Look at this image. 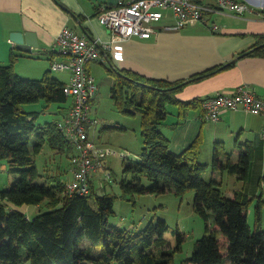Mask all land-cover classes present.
<instances>
[{
  "label": "trees",
  "instance_id": "trees-1",
  "mask_svg": "<svg viewBox=\"0 0 264 264\" xmlns=\"http://www.w3.org/2000/svg\"><path fill=\"white\" fill-rule=\"evenodd\" d=\"M255 37V44L231 61L177 80L150 77L131 69H110L116 75L111 87L115 108L126 116L140 115L144 143L140 158L124 168L127 177L120 181L121 197L131 200L139 194L167 191L183 196L195 191L194 210L206 220V229L185 264H264V230H253L248 219L256 197L244 187L230 195L224 189L223 177H204L210 163L200 159L204 144L201 135L184 151L174 153L163 130L164 125L175 129L186 121L189 110L203 107L202 97L183 100L177 96L188 84L225 71L241 58L264 57V33ZM11 52L10 63L0 64V164L7 159L19 176L10 187L0 189V264H171L175 253L183 250L185 231L177 230L176 246L170 248L165 238L170 225L165 219L149 222L139 231L111 224L117 195L99 194L93 178L90 192L84 195L69 193L68 182L60 174H47L46 180H38L43 174L37 156L46 143L53 151L69 155L75 146L58 126L59 119L38 124L39 112L26 110L24 104L43 100L46 111L56 103L57 112L67 114L72 101L68 107L61 105L70 97L63 88L66 82L52 75V67L42 78L22 77L16 62L30 50ZM49 53L52 62L56 53ZM170 114L176 115L177 121L168 124ZM105 128L129 130L121 124ZM240 148L239 158L234 159L225 146L215 147L214 175L220 170L223 175H237L239 182L250 179L254 146L245 142ZM10 203L15 206L10 208ZM29 203L49 209L29 218L20 208ZM263 203L260 194L256 205L259 228ZM213 217L214 225L210 224Z\"/></svg>",
  "mask_w": 264,
  "mask_h": 264
},
{
  "label": "crops",
  "instance_id": "crops-1",
  "mask_svg": "<svg viewBox=\"0 0 264 264\" xmlns=\"http://www.w3.org/2000/svg\"><path fill=\"white\" fill-rule=\"evenodd\" d=\"M59 1L61 3L55 0H0V64H9L11 51L19 48L11 39L13 31H33L38 36L39 47L24 48L30 52L21 56L15 66L19 75L34 77L41 72L45 74L48 70L49 64L39 59L41 57L43 59L46 55L47 60H50L49 52L53 51L57 37L64 27H73L90 40L98 39L100 42H107L111 39V30L102 24L98 15L103 7L114 6L120 0ZM202 1L214 8L208 14L207 21L191 20L179 29L175 27V18L172 17L171 11L167 10L165 18L157 25L156 34L149 38H130L121 43L124 48L123 54L104 50L101 59L103 62L111 63L112 69L117 71L131 69L150 77L177 80L231 61L241 50L255 44V34L264 33V0H240L253 7L252 12L244 15L216 9L214 0ZM214 23L219 27L217 30L213 27ZM55 53V58L61 55L59 52ZM97 61L88 65L90 72L97 66ZM240 85H246L257 94L264 96L263 56L241 58L235 66L225 71L188 84L177 96L183 100L205 98L218 92L233 91ZM97 96L98 91L91 100V105L94 104ZM191 110L188 112L186 121L175 129L170 126L164 131L171 139L172 152L181 153L201 135L204 144L214 148L223 145L226 149L229 140L234 141L236 146L250 142L254 146L253 161L256 156L264 157V139L261 134L264 123L262 114L252 113L242 107L225 109L219 121H212L205 120L203 107L200 111L192 112ZM108 122H112L110 125L121 124L128 127L119 117H111ZM238 154L240 149H235L232 157L237 159L235 156ZM139 155L140 153L137 159L140 158ZM205 162L209 163V161ZM256 174L258 176V172ZM252 179L251 173L250 179L239 188L244 187L251 196L257 197L258 182L254 181L255 176L254 180ZM233 193L231 191L229 194Z\"/></svg>",
  "mask_w": 264,
  "mask_h": 264
},
{
  "label": "rangeland",
  "instance_id": "rangeland-1",
  "mask_svg": "<svg viewBox=\"0 0 264 264\" xmlns=\"http://www.w3.org/2000/svg\"><path fill=\"white\" fill-rule=\"evenodd\" d=\"M212 23V21L210 20ZM46 55L39 61H45L51 68V61L47 60ZM62 57L58 55V58ZM97 66L92 68V75L95 77L98 83V96L93 105H91V117L97 118L98 123L91 129V139L96 143L114 148L118 151L127 152V158H122L119 155H109L106 158L104 165L95 173L94 184L99 194L112 193L116 194L117 198L115 201V214L110 217L111 224H115L120 228H128L133 231H139L146 228L149 222H156L158 219H165L169 222L170 228L165 233V238L168 241V247L174 248L177 242V230L185 231L187 234L186 241L184 242L183 250L176 252L173 262L171 264H185L184 260L189 258L193 251L197 241L202 238L205 234L206 220L194 210V199L195 191L189 190L183 196L176 195L173 191H167L160 194H139L134 199L127 200L121 197L122 188L120 181L123 177H127L124 173V168L127 163L131 160L137 159V155L140 153L144 143L141 130V119L140 115L126 116L125 114L117 111L114 105V100L111 95V87L115 82L116 75L110 70L112 67L111 63L103 62L102 59L97 61ZM48 68V69H49ZM40 78L43 77L44 72H41L38 76H24ZM52 75L64 80L69 81V73L65 71L52 70ZM72 99L69 98L68 102L61 104L63 107H68L71 104ZM45 102L40 100L38 102L24 104V108L29 111H38L37 122L45 123L54 119H61L64 113H58L59 105L54 103L46 111H43ZM200 111V108H194L191 110ZM111 117H119L124 120L128 125L129 130H121L105 127L112 122H108ZM177 121L174 114H170L167 123ZM169 126L164 125V131ZM235 149H241L240 146H236L234 141H228L226 146L227 152L234 153ZM214 146H208L203 144L200 159L202 161H209L210 167L204 173V177L207 180H211L213 177L221 178L224 180V189L229 194L231 191L242 186L243 181H237V175H230L228 173L222 174L220 170L214 175V168L212 165ZM75 153L70 155L66 152H56L50 147L48 143L45 144L42 152L37 156V166L40 173L43 174L38 180H46L47 174L57 175L60 174L63 180L71 181L73 178L71 157ZM237 159L239 158L236 155ZM112 173V178L108 179L106 173ZM258 172V176L257 173ZM253 179L255 176L256 182L259 186V195H263L264 200V157H255L253 161L252 171ZM72 174V178H71ZM19 174L12 171L7 159L2 160L0 164V189H6L12 185L16 177ZM146 184H150L149 181L144 180ZM259 195L252 202L249 212L248 219L253 230L263 229L264 230V206L262 213L261 227L259 228V220L256 217V205L259 201ZM264 204V203H263ZM15 205L10 203V208ZM9 208V209H10ZM28 217L33 218L37 214L47 211L49 208L45 205L38 204H24L20 207ZM214 223V217L210 220V224ZM214 225V224H213ZM221 236V234H220ZM26 264H30L29 262ZM119 264V262H114Z\"/></svg>",
  "mask_w": 264,
  "mask_h": 264
},
{
  "label": "built area",
  "instance_id": "built-area-1",
  "mask_svg": "<svg viewBox=\"0 0 264 264\" xmlns=\"http://www.w3.org/2000/svg\"><path fill=\"white\" fill-rule=\"evenodd\" d=\"M215 8L226 10L237 15L253 11V7L240 0H214ZM212 6L202 0H120L111 7H103L98 15L102 24L112 32L111 39L100 42L90 40L70 27H64L53 46V51L62 57L55 58L52 69L69 73L64 91L72 99V106L67 114L58 121V126L64 131L75 146L71 157L73 178L67 184L69 193L87 194L90 192V181L93 175L104 165L109 155L127 158L128 154L114 148L98 145L91 139L90 128L99 121L91 117V100L98 91V83L88 69L93 61L103 57L104 50L114 54H123L122 42L133 38H149L158 32L157 25L170 10L175 18V27L183 28L191 20L207 21ZM170 27V26H168ZM218 29L217 24H213ZM205 120L219 121L225 109H238L264 116V96L255 90L240 85L233 91H223L207 96L202 102ZM264 139V123L262 127ZM112 178V173H106Z\"/></svg>",
  "mask_w": 264,
  "mask_h": 264
},
{
  "label": "water",
  "instance_id": "water-1",
  "mask_svg": "<svg viewBox=\"0 0 264 264\" xmlns=\"http://www.w3.org/2000/svg\"><path fill=\"white\" fill-rule=\"evenodd\" d=\"M11 39L19 48H37L39 47L38 36L33 31H13L11 33Z\"/></svg>",
  "mask_w": 264,
  "mask_h": 264
}]
</instances>
